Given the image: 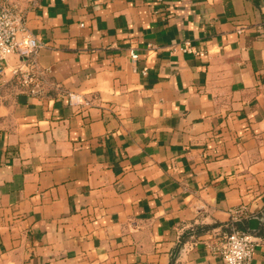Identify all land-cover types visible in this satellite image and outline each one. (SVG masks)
I'll use <instances>...</instances> for the list:
<instances>
[{"label": "crops", "instance_id": "crops-1", "mask_svg": "<svg viewBox=\"0 0 264 264\" xmlns=\"http://www.w3.org/2000/svg\"><path fill=\"white\" fill-rule=\"evenodd\" d=\"M0 4L43 44L44 85L7 59L0 264H223L233 212L264 220V0Z\"/></svg>", "mask_w": 264, "mask_h": 264}, {"label": "built area", "instance_id": "built-area-1", "mask_svg": "<svg viewBox=\"0 0 264 264\" xmlns=\"http://www.w3.org/2000/svg\"><path fill=\"white\" fill-rule=\"evenodd\" d=\"M42 47L43 44L28 29L25 14L16 8L0 4V77L7 59L10 56H18L23 64L13 70L17 85L32 96L43 95L42 71L36 62V56ZM183 50L192 52L188 42L184 43ZM131 57L133 61L138 59L134 52H131ZM66 98L71 106L85 105L81 95L68 93ZM241 212L242 210L233 212L231 231L224 234L217 245L211 247V250L221 257L223 264H252L259 246L260 239L256 232L235 225L240 221Z\"/></svg>", "mask_w": 264, "mask_h": 264}, {"label": "water", "instance_id": "water-1", "mask_svg": "<svg viewBox=\"0 0 264 264\" xmlns=\"http://www.w3.org/2000/svg\"><path fill=\"white\" fill-rule=\"evenodd\" d=\"M263 219H259L258 217L251 218L249 220V231L251 232H258L261 222H263Z\"/></svg>", "mask_w": 264, "mask_h": 264}, {"label": "trees", "instance_id": "trees-1", "mask_svg": "<svg viewBox=\"0 0 264 264\" xmlns=\"http://www.w3.org/2000/svg\"><path fill=\"white\" fill-rule=\"evenodd\" d=\"M238 228H241V227H238ZM241 229H247V226L245 227H242ZM196 233H198L197 231H195ZM192 234H194V231H189L187 233H185L183 236H182V239H181V242L180 244L177 246V248L175 249V252H174V259L178 256L182 246H183V242L186 240L187 237L191 236Z\"/></svg>", "mask_w": 264, "mask_h": 264}, {"label": "clouds", "instance_id": "clouds-1", "mask_svg": "<svg viewBox=\"0 0 264 264\" xmlns=\"http://www.w3.org/2000/svg\"><path fill=\"white\" fill-rule=\"evenodd\" d=\"M237 255H239V254H237Z\"/></svg>", "mask_w": 264, "mask_h": 264}]
</instances>
